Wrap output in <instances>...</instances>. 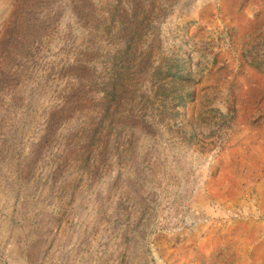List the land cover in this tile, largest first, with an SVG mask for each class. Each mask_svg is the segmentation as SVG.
Listing matches in <instances>:
<instances>
[{"label": "rangeland", "instance_id": "rangeland-1", "mask_svg": "<svg viewBox=\"0 0 264 264\" xmlns=\"http://www.w3.org/2000/svg\"><path fill=\"white\" fill-rule=\"evenodd\" d=\"M263 148L264 0H0V264H227Z\"/></svg>", "mask_w": 264, "mask_h": 264}, {"label": "bare ground", "instance_id": "bare-ground-1", "mask_svg": "<svg viewBox=\"0 0 264 264\" xmlns=\"http://www.w3.org/2000/svg\"><path fill=\"white\" fill-rule=\"evenodd\" d=\"M262 144V143H261ZM250 154V153H249ZM252 154V153H251ZM249 158V157H248ZM263 161L264 162V148L263 150L261 151V155L259 158L255 159L254 160V163L256 166L255 168L258 166L257 169H260L261 168V164L259 162ZM243 165V164H242ZM236 168V167H235ZM261 170V169H260ZM248 171H246L245 173H241V175L239 177H247L248 176ZM241 233V232H240ZM239 233V237H240V240L242 239L241 238V234ZM243 235V234H242ZM248 236V235H247ZM246 236V237H247ZM253 238V237H251ZM245 239V238H244ZM238 240V239H237ZM235 241V240H234ZM245 241V240H244ZM227 242V241H226ZM263 244V243H262ZM217 246V245H216ZM224 246V245H223ZM218 247V246H217ZM221 247V246H220ZM240 247L244 249V247H246V245H244V242H242V245H240ZM240 250V249H239ZM246 250V249H245ZM231 252V251H230ZM240 252V251H238ZM241 253V252H240ZM244 253V252H243ZM243 253H241L243 255ZM232 254V253H231ZM249 257L245 258H241V257H238L236 256V259H231L230 262H227V264H264V244L263 245H254V244H251V246H249ZM238 255V254H237ZM232 261V262H231ZM234 261V262H233Z\"/></svg>", "mask_w": 264, "mask_h": 264}, {"label": "crops", "instance_id": "crops-1", "mask_svg": "<svg viewBox=\"0 0 264 264\" xmlns=\"http://www.w3.org/2000/svg\"><path fill=\"white\" fill-rule=\"evenodd\" d=\"M240 233V232H239ZM239 233H237V235H236V237H235V241L234 240H231V239H224L222 242V244L224 245V247L225 248H228L231 252H230V255H229V257H228V259H226V261L224 262V263H226V262H230V260L231 259H233V257H234V259H236V256H237V258L238 257H241V258H243V257H245V258H247L248 257V255H249V246H251V244L252 243H249L250 241V235H248L247 233H246V231H241V240H240V237H239ZM243 234V235H242ZM248 235V236H247ZM247 236V237H246ZM245 238V239H244ZM238 239V240H237ZM254 239V237L252 238V240ZM245 240V241H244ZM227 241V242H226ZM242 242H244V245H246V247H244V249H243V247L241 248L240 247V245H242ZM216 249H219V246L217 247L216 246ZM240 249V250H239ZM246 249V250H245ZM238 251H240L241 253H243V255L240 253V252H238ZM232 253V254H231ZM238 254V255H237ZM232 262V261H231ZM234 262V261H233Z\"/></svg>", "mask_w": 264, "mask_h": 264}]
</instances>
